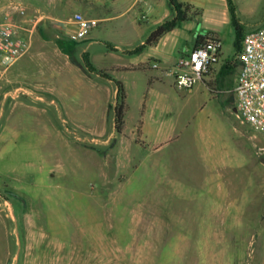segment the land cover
<instances>
[{"label":"rangeland","instance_id":"374dc122","mask_svg":"<svg viewBox=\"0 0 264 264\" xmlns=\"http://www.w3.org/2000/svg\"><path fill=\"white\" fill-rule=\"evenodd\" d=\"M13 1L26 6L29 19L38 18L33 42L42 48L35 45L0 85V264H264V233L250 237L245 225L244 239L222 215L235 189L241 193L251 179L264 180V132L246 122L237 106L239 55L221 74L220 87L200 81L191 91L182 90L181 116L172 105L167 118L182 130L164 151L176 160L171 176L159 179L151 169L153 152L141 149L132 134L142 115L133 89L141 72L111 71L116 80L127 81V137L105 146L115 110L88 105L90 74L62 53L68 50L78 64L83 47L93 41L89 50L96 67L134 63L139 55L109 51L107 45L135 47L158 24L135 29L132 11L95 19L125 0H0V20L23 18L9 7ZM201 2L206 23L216 26L222 38L225 60H232L236 28L223 18L226 2ZM236 2L243 34L252 23H264V0ZM77 12L93 25L66 49L61 28ZM46 26L50 34L39 35ZM180 27L178 43L184 50L207 33L201 22ZM17 88L24 93L7 94ZM33 91L46 99L36 101ZM213 154L222 159L219 169L212 168L223 174L215 184L204 178L205 159ZM179 156L185 160L177 162ZM123 157L127 164L116 168L115 160ZM218 182L225 192H210ZM211 227L218 236L205 246L202 237Z\"/></svg>","mask_w":264,"mask_h":264},{"label":"crops","instance_id":"0c3cea01","mask_svg":"<svg viewBox=\"0 0 264 264\" xmlns=\"http://www.w3.org/2000/svg\"><path fill=\"white\" fill-rule=\"evenodd\" d=\"M178 1L182 3H188L191 5V10L189 12L191 18L184 21H179L175 27L167 31L156 43L149 45L145 44L148 36L158 26L163 24L165 21L176 17L177 15V11L175 7L171 4L170 0H125V3L123 5H119L115 7V9H111L107 11L108 12L107 15L95 17V19H99V20L107 19L114 17V15H112V12L132 11L133 12L132 17L134 19L133 23L135 29L136 28L142 29V26L148 25L153 22L158 24L156 28L150 29L146 33L144 31L145 35L142 37L140 44L135 47L125 48L118 45H112V44L107 45V49L109 51L121 52L122 54H129V55L130 54L139 55L140 56L139 60H137L134 63L116 64L112 66V68L110 69L98 68L91 61V53L89 50L90 47L89 45H92L93 41H91V43L89 42L88 46L83 47V50L85 52H88L89 59L92 62V64L98 70L106 71L109 74V77L103 76L99 72L90 71L85 66L83 56L81 57L82 59L79 60L76 59V61L79 63L75 64V61L71 59L68 50L62 52L66 56V59L70 64L79 66L85 72L90 74L88 78L92 82L93 98L88 102V105L98 107L101 104H104V107H106L107 109L109 110L114 109L115 114H116V106L118 104V98H119L118 82L120 80H116L115 78H113L111 71L131 70V71L141 72V75L138 76V80L133 82V89L135 91V95L139 99L140 104L142 105L141 106L142 115L141 118H139V120L135 124L134 126L135 130L134 129L132 130V134L136 143L139 145L141 149L144 150L150 149L153 152V154H155V155L151 154L150 163L152 165L151 166L152 171L156 172L155 176L156 178L159 179L169 178L171 176L169 172L174 168L175 166L174 162H176V160L170 157L169 154L168 155L164 154V151L170 145L173 135L174 134L179 135L182 130L179 129V126L176 127L167 118L168 114L172 112V105H174L175 103L177 104V106L180 109L179 110L180 116L182 114V107H183V103H181L182 101L180 102L179 100L181 97L180 95L182 93V90H179L175 86V77L171 72V69L174 67L177 60L181 56H183L184 54H186L187 52H189L190 50H192L197 46V38L195 39L192 48H187L185 50L182 47V44L178 43L179 32L183 30L180 27V24L186 21L201 22L203 28L206 29L207 31L206 34H212L218 36V31L216 26H212L211 24L209 25L208 23H206L208 13H205V8L203 7L201 0H178ZM213 1L214 0H211V2ZM224 1L226 2V7L224 8L223 11L224 12L223 18L230 20L232 22L228 0H224ZM233 2L236 7V13L239 19V23L240 25H242V22L240 21V17H239L237 2L236 0H233ZM38 11L41 10L38 9ZM118 15L121 14L119 13ZM138 18L139 19L141 18V20H137ZM261 23L262 22L252 23L251 30L260 27V25H262ZM51 29L52 28L47 26L41 27L39 28L38 34L43 35L45 37V35H48V33L50 34ZM61 29H63L65 32V34L63 33L64 36L62 37V41L66 42L67 44L66 46H68L66 49H70L69 47L77 45V44H73V42H75L73 40H77V39H74L73 36L71 35L72 34L71 28L67 26L66 28L62 27ZM33 43L34 42L32 39V46L30 51L32 50V48H34L35 45L39 46V48H42L40 45H38V42L34 43V45ZM138 47L141 48L138 49ZM236 56L239 57L238 62L236 61ZM234 60L237 62L236 67H239L240 54H237V52H235L234 56L232 57V60L229 59L225 60L224 49L222 48V54L219 63H217L214 66L212 71L204 78L203 82L206 83V85H208L211 88L218 86L220 87L222 85V80H224L225 78V76L222 77L221 74L225 73L226 75L228 70L231 69L233 64L235 63ZM10 70L11 68L8 70L5 76V78L8 80H9ZM120 82L122 83V81ZM122 85L124 86L126 92V99H127L129 95V91L127 90L128 89L127 81L125 82V84L122 83ZM234 89L232 90V92H234ZM33 93L34 94L32 95L34 96V99L36 101L46 99L44 95L36 91L35 92L33 91ZM101 98H105V99L100 100ZM126 132H127L126 118H125L124 130L122 133L119 134L116 131L115 115H114L111 128L108 129L104 134L106 135V138L104 139L105 146L108 145L113 138H115L116 140L118 138H126L127 137ZM217 157L216 155L213 154L205 159L206 162L209 163L207 166L208 169L207 175H205L204 178L206 177L213 179L214 184L216 182L215 179L217 177L223 176L220 170H218V172L215 173L212 172V168H217V169L220 168L221 165L220 163L222 162V159ZM187 158L189 157L187 156L186 159ZM194 158L198 159L200 157L197 158L194 157ZM261 158L264 159L263 157ZM180 159L185 160L184 157L179 156L177 162L182 161ZM127 160L128 158L126 157L116 159L115 167L118 168L126 165ZM186 161L188 162L189 160ZM210 163L212 164L210 165ZM104 177L109 178L110 176L106 174ZM254 179L255 178L247 182L246 189L241 193H238L236 189L234 190L235 195L233 194V192L231 193V195H233L234 197L231 199V201L229 200L230 202L226 201L227 203L225 206L226 208L222 213V215L225 217L224 221L227 222V219L230 220L231 225L235 226L236 229L239 230L238 233H240V236L243 235L244 239L246 237V234L243 233H246V229H247L246 226H248L247 232L249 231L247 235L250 234V237H254V235L257 236L259 235L260 232L264 233L263 230L264 229V180L263 177L261 178L262 180L260 178H257V180ZM220 183L221 182H218L216 189L210 192L219 193V194L224 193L225 191H223L224 189L222 188ZM238 194H240V197L242 199L241 198L239 199ZM216 210L217 209H210L209 214H213L216 218L220 217V213L216 212ZM243 216L246 217L247 222L243 221V218H241ZM217 236L218 233H215L214 228L212 227L209 229L205 228L202 237L203 241H205V246H208V243L213 241V239L216 238ZM205 249L207 250V247Z\"/></svg>","mask_w":264,"mask_h":264},{"label":"built area","instance_id":"2783aa9c","mask_svg":"<svg viewBox=\"0 0 264 264\" xmlns=\"http://www.w3.org/2000/svg\"><path fill=\"white\" fill-rule=\"evenodd\" d=\"M9 7L23 18L15 22L6 15L0 20V85L8 70L30 51L39 21L38 18H28L27 8L21 2L13 1L9 3ZM38 12L42 17L43 13ZM92 25L93 20L79 12L67 21L74 39L86 36ZM222 48V39L211 35L181 56L171 69L175 86L183 91L192 90L219 63ZM20 93H24V90L18 88L7 94L15 97ZM235 93L240 116L256 130L264 132V23L244 36Z\"/></svg>","mask_w":264,"mask_h":264},{"label":"trees","instance_id":"16d2710c","mask_svg":"<svg viewBox=\"0 0 264 264\" xmlns=\"http://www.w3.org/2000/svg\"><path fill=\"white\" fill-rule=\"evenodd\" d=\"M171 4L175 7L177 11L176 17L165 21L163 24L158 26L147 38L145 44H154L156 43L167 31L171 30L173 27L177 25L179 21H184L191 18V15L189 14L191 10V5L188 3H182L178 0H170ZM231 18L233 25L236 28V52L237 54H240L243 47V39L245 34L241 32V25L239 23V19L237 17L236 13V7L233 2V0H228ZM212 34H200L197 37V46L202 43L207 37L211 36ZM142 47V46H141ZM141 47H138L140 49ZM83 60L85 63V66L92 72H99L101 75L109 77V74L106 71L98 70L90 61L88 52L83 53ZM119 98H118V104L116 106V114H115V126L117 133H122L125 126V118L128 111V105L126 103V92L124 89V86L119 81Z\"/></svg>","mask_w":264,"mask_h":264}]
</instances>
